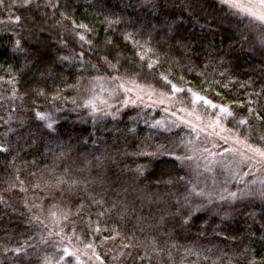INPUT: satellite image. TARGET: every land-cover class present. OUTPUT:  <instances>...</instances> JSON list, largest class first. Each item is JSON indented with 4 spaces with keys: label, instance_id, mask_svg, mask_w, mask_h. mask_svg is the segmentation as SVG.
Instances as JSON below:
<instances>
[{
    "label": "trees",
    "instance_id": "obj_1",
    "mask_svg": "<svg viewBox=\"0 0 264 264\" xmlns=\"http://www.w3.org/2000/svg\"><path fill=\"white\" fill-rule=\"evenodd\" d=\"M258 22L217 0H0V264H264V182L203 173L207 144L114 91L202 95L264 153Z\"/></svg>",
    "mask_w": 264,
    "mask_h": 264
},
{
    "label": "rangeland",
    "instance_id": "obj_2",
    "mask_svg": "<svg viewBox=\"0 0 264 264\" xmlns=\"http://www.w3.org/2000/svg\"><path fill=\"white\" fill-rule=\"evenodd\" d=\"M217 1L243 16H250L257 22H261L249 14V10L257 13L264 11V6H261L260 0H238L241 7H231L224 0ZM261 23L264 24V22ZM114 89L115 92L117 91L133 104H148L160 109L164 114L162 121L164 127L183 126L190 133V140L202 141L203 144H207L210 148L208 150L210 156L201 163L203 173H209L211 166H219L231 173L232 176H239V181H249L256 185H262L264 182L262 181L264 179V155L249 148L220 123L219 118L223 107L217 105V107H212L215 104L205 103V101L210 100L202 95H192V107H182L173 97L140 86L121 84ZM108 92L106 93L107 96L110 94V99L113 98L114 94ZM198 96L203 99L197 100ZM2 98L4 100V96L1 97L0 93V102H2ZM102 104V102L99 103L100 106ZM228 111L230 112V110ZM213 113L215 114L214 117H212ZM247 184L249 183L247 182ZM81 263L83 264V262Z\"/></svg>",
    "mask_w": 264,
    "mask_h": 264
},
{
    "label": "snow or ice",
    "instance_id": "obj_3",
    "mask_svg": "<svg viewBox=\"0 0 264 264\" xmlns=\"http://www.w3.org/2000/svg\"><path fill=\"white\" fill-rule=\"evenodd\" d=\"M224 2L229 3L231 7H241V5L239 4L238 0H224ZM260 4L261 6H264V0H260ZM249 14L252 15L253 17H255L256 19L260 20L261 22H264V11L257 13V12H253L251 10H249ZM83 27V26H82ZM81 39H84L83 37H81ZM149 67H151V65H149ZM174 90L179 91V89H175V86H173ZM202 97H197V100H202ZM205 103H210V101H205ZM212 107H217L216 105H212ZM221 112L222 113H227L229 116L232 115L231 112H229L227 109L225 108H221ZM40 119H44V117L42 115H39ZM240 124H246L247 121L245 120H241L239 121ZM49 128L52 127L51 124L48 125ZM261 140H264V135H261L259 137ZM262 155H264V153H262ZM177 159H180V157H177ZM233 196H235V194H232ZM67 252V250H65Z\"/></svg>",
    "mask_w": 264,
    "mask_h": 264
}]
</instances>
